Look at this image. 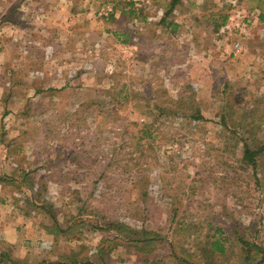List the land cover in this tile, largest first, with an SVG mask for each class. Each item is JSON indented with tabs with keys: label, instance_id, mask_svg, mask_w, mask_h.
<instances>
[{
	"label": "rangeland",
	"instance_id": "1",
	"mask_svg": "<svg viewBox=\"0 0 264 264\" xmlns=\"http://www.w3.org/2000/svg\"><path fill=\"white\" fill-rule=\"evenodd\" d=\"M133 1L0 0V260L92 255L100 218L169 239L179 223L195 250L220 229L229 264L239 237L264 247V149L254 169L241 143L250 123L264 145V0L241 4L256 12L240 51L215 29L232 0ZM110 257L143 264L129 244Z\"/></svg>",
	"mask_w": 264,
	"mask_h": 264
},
{
	"label": "trees",
	"instance_id": "2",
	"mask_svg": "<svg viewBox=\"0 0 264 264\" xmlns=\"http://www.w3.org/2000/svg\"><path fill=\"white\" fill-rule=\"evenodd\" d=\"M179 2L180 0H173L169 8L170 11L173 10ZM240 2V4L248 5L251 10L254 9L255 6H260L262 4V0H240ZM126 6H129L131 9V16L136 14L138 8L135 6L133 0H127ZM115 9L116 7L113 5L112 12L110 13L111 16L114 14ZM139 10L142 12V9ZM226 19V15L221 17V19L215 23V29L218 30ZM161 20L164 22L166 16L162 17ZM159 110L168 111L169 109L168 107H159ZM191 116L193 119L203 118L201 109H199L197 105ZM222 122L226 124V115L222 116ZM232 124L234 127H239L236 122H233ZM249 124H246L243 127L248 135L242 136L241 139L243 146L242 159L255 169L257 167L258 156L263 151L264 145H256L259 124H256L254 131L248 129ZM133 125L142 134L149 137L152 136V125L139 122H134ZM26 180L27 179L24 177L23 183L26 182ZM3 182H7V180ZM31 206L38 209L42 208L41 205L38 206L34 202H31ZM79 221L80 220H77V222H69L65 225L53 221L54 223L49 227V230L55 231L57 235H67L72 230H79V227L83 224L82 221ZM95 227L99 228L102 235L99 244L96 247V252L92 255L87 254L88 251L85 246H81L79 250L70 248L71 250L65 254L63 253L62 255H59L55 261L43 260L36 263L26 262L15 260L5 253H3L1 259L4 264H8V262L12 264H108V261L111 258L110 253L115 247L122 244H129V246L133 247L142 258L143 264H164L168 259L179 262L180 264H229L227 261L221 260L222 256L220 255L229 253L228 251L231 250V247L228 245V237L223 234V231L220 229H217L219 233L214 232L207 235L205 242L200 243L195 250L187 248L183 243H180V240L175 238L178 237L177 235L180 231H187V227L180 225L179 223L173 228L171 239L164 237L159 231H153L147 228H134L131 225L118 220H105L103 223L102 218H100V221L96 223ZM238 241L242 245L244 257L242 263L234 264H264V247L246 241L241 237L238 238Z\"/></svg>",
	"mask_w": 264,
	"mask_h": 264
},
{
	"label": "built area",
	"instance_id": "3",
	"mask_svg": "<svg viewBox=\"0 0 264 264\" xmlns=\"http://www.w3.org/2000/svg\"><path fill=\"white\" fill-rule=\"evenodd\" d=\"M231 2V15L219 27L218 35L229 41L234 51H240L256 11H247L243 5L241 6L240 0H232ZM110 11H112V7H108L103 14Z\"/></svg>",
	"mask_w": 264,
	"mask_h": 264
},
{
	"label": "crops",
	"instance_id": "4",
	"mask_svg": "<svg viewBox=\"0 0 264 264\" xmlns=\"http://www.w3.org/2000/svg\"><path fill=\"white\" fill-rule=\"evenodd\" d=\"M0 125H1V115H0ZM0 142H1V141H0ZM6 166H7V165H6ZM3 184H5V183L3 182ZM0 264H4L2 259L0 260Z\"/></svg>",
	"mask_w": 264,
	"mask_h": 264
}]
</instances>
